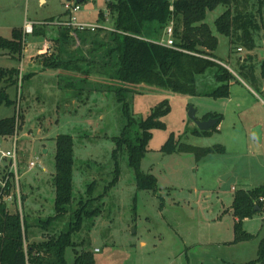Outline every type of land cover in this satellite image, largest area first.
<instances>
[{
    "label": "rangeland",
    "instance_id": "rangeland-1",
    "mask_svg": "<svg viewBox=\"0 0 264 264\" xmlns=\"http://www.w3.org/2000/svg\"><path fill=\"white\" fill-rule=\"evenodd\" d=\"M80 3L79 22L109 25V21L98 20L99 11L107 13L108 0ZM256 8L261 12L255 47L242 51L217 32L215 21L224 6L206 16L218 37L216 58L243 80L239 76L232 80L230 97L190 96L151 85L130 87L125 94L136 120L146 118L163 100L171 107L162 118L166 128L152 130L138 166L140 172L157 178V188L150 190L137 185V170L130 166L127 151H116L115 138L127 123L124 102L111 89L119 84L97 72L81 74L43 65L57 54V45L48 41L61 28L58 20L67 16L65 0H0V37L11 39L13 29L34 22L47 32L46 37L34 35V31L25 36L20 58L0 53V67L19 70L15 81L0 80V90L13 101L0 105V119H16L14 134L0 136V145L4 151L13 150L17 139L16 168L11 157L0 153V187L5 175L13 172L11 193L18 200H6L11 212L23 210L28 242H41L66 231L71 211L80 200H89L87 211L96 212L85 215L81 229L73 234L76 247L65 252L69 264L74 262V249L93 252L94 264H249L257 259L264 214L245 218L243 229L254 237L235 242L232 209L236 191L264 186V5L260 7L258 0ZM76 46L75 41L69 48L75 50ZM242 58H247L244 73L239 66ZM214 73L215 69H209L198 77L201 92L217 87ZM248 73H254L257 82ZM191 107L197 110L198 119L208 113L222 115L217 129L209 135H194L197 125L189 115ZM257 126L263 130L261 140L254 133ZM171 133L197 147L221 145L224 152L200 159L194 153H166L162 146ZM61 134H70L74 141V199L68 214L44 229L39 221L55 214L56 139ZM31 161L37 163L33 169L29 168ZM20 193L24 194L23 205Z\"/></svg>",
    "mask_w": 264,
    "mask_h": 264
},
{
    "label": "trees",
    "instance_id": "trees-1",
    "mask_svg": "<svg viewBox=\"0 0 264 264\" xmlns=\"http://www.w3.org/2000/svg\"><path fill=\"white\" fill-rule=\"evenodd\" d=\"M256 1L258 2V0H108L109 21L115 31H107L101 27L94 31H79L69 26H61L56 35L49 37V42L57 45V54L45 59L43 65L46 68L65 67L81 74L98 73L103 78L119 84L117 88L112 85L111 89L116 91L119 101L124 102L127 123L121 136L115 138L116 151L120 148L127 151L130 166L137 170L139 188L155 190L157 178L153 174L140 172L138 166L147 151L153 135L152 130L166 128L162 118L170 112L171 107L168 100H163L152 108L146 118L136 120L129 110L125 94L130 87L151 85L170 88L174 92L190 96L229 97L230 85L237 77L229 68L216 61L218 37L205 21L206 16L208 11L220 5L224 6V12L215 21L217 32L227 36L230 43L237 48L254 49V35L260 28L257 17L261 12V9L256 8ZM259 5L260 7L264 5V0H259ZM64 14L67 15V12ZM104 14L103 11H99V21H105ZM172 21L175 45L182 50L152 41L160 39ZM33 31L34 35L47 36L42 27L34 26ZM12 35L11 39L0 37V53L20 58L27 35L23 34L22 28L13 29ZM75 41L77 48L71 50L69 46ZM98 59L100 64H97ZM246 60L247 58L244 60L242 58L239 61L242 73L246 69L244 65ZM209 69H215L214 78L218 85L211 91L201 92L197 85L198 77ZM18 73V69L0 67V80L13 82ZM248 74L257 82L254 73ZM262 74L264 76V62ZM245 75L247 76L246 73ZM4 103L11 105L13 101L5 90H0V105ZM211 117L219 119L214 128L203 131L195 127L192 133L197 136L209 135L217 129L222 115L208 113L203 119ZM15 130L14 116L0 119V136L10 137ZM162 151L194 153L196 158L200 159L213 152H224V148L221 145L197 147L181 142L174 133H171L162 146ZM55 160V214L39 221L40 227L44 229L65 217L73 203L75 158L74 141L70 134H61L57 137ZM11 179L14 180V184L11 183ZM4 181L5 185L0 187V264H69L65 252L68 247H76L73 234L81 229L85 215L96 212L87 211L89 200L85 202L80 200L77 208L71 211V221L66 231L50 235L41 242H28V223L23 210L11 212L6 200V197L14 198L16 202L18 200L17 194L14 196L11 193L15 185L14 173L5 175ZM94 184L95 182L89 186L88 193L92 191ZM261 197H264V186L235 192L232 204L235 242L254 237L243 229L242 223L245 218H252L258 213L264 214ZM19 198L23 205L24 194L20 193ZM74 251L73 264L95 263L93 252H78L75 249ZM249 264H264V237L259 243L257 259Z\"/></svg>",
    "mask_w": 264,
    "mask_h": 264
},
{
    "label": "built area",
    "instance_id": "built-area-1",
    "mask_svg": "<svg viewBox=\"0 0 264 264\" xmlns=\"http://www.w3.org/2000/svg\"><path fill=\"white\" fill-rule=\"evenodd\" d=\"M65 8L67 11V16L65 18H61L60 20H58L57 24L61 25V26H69L73 29H77L79 31H85V30H91L94 31L96 28H104L107 31H115V29L110 25V17H109V12L107 10V13L104 14L105 16V23H107L109 21V25L105 26H95L94 24H86V23H82L78 21V18L76 16V14L81 10V3L78 1H73V0H65ZM171 9H173V7H171ZM109 19V20H108ZM33 29H34V24L33 23H27L23 30H24V34L28 35V34H32L33 33ZM141 39H146L149 40L147 38H144L142 36H137ZM155 43L161 44V45H165L167 47H172V48H176L178 50H182L181 48H178L175 45V38H174V22H170V24L166 27V29L164 30L163 36L158 39V40H152ZM239 51H242V48H238ZM16 141L17 139L14 141V149L13 150H7L4 151L0 145V153H2V155L7 158V157H11L13 163H14V167L16 168L17 165V147H16ZM12 163V165H13ZM37 166V163L34 161L30 162L29 168L33 169L34 167ZM16 179H18V176L16 174ZM5 185V181L3 182V186ZM20 196V195H19ZM10 198V197H9ZM261 202L264 203V197H261L260 199Z\"/></svg>",
    "mask_w": 264,
    "mask_h": 264
},
{
    "label": "water",
    "instance_id": "water-1",
    "mask_svg": "<svg viewBox=\"0 0 264 264\" xmlns=\"http://www.w3.org/2000/svg\"><path fill=\"white\" fill-rule=\"evenodd\" d=\"M80 1L81 0H78V2ZM196 113H197V110L191 107L189 115L194 120L199 130L208 131L214 128L218 124L219 119L217 117H211V118L202 120V119L197 118ZM254 133L259 138V140H261L262 130L260 126H257L254 129Z\"/></svg>",
    "mask_w": 264,
    "mask_h": 264
},
{
    "label": "crops",
    "instance_id": "crops-1",
    "mask_svg": "<svg viewBox=\"0 0 264 264\" xmlns=\"http://www.w3.org/2000/svg\"><path fill=\"white\" fill-rule=\"evenodd\" d=\"M40 1H41L42 3L45 2V0H40ZM82 1H83V0H81L80 2H82ZM61 15H63V14H61ZM59 16H60V15H59ZM33 24H35V22H34ZM22 29H23V28H22ZM48 43H52V42H49V41H48ZM46 46H47V44H46ZM46 46H45V48H46ZM40 52H41V51H39V54H40ZM217 59H218V58H217ZM217 59H216L217 62L221 63L222 65H224V66H226V67L228 68V65H227L225 62H223V61L220 60V59H218V60H217ZM238 76H239V75H238ZM238 76H237V77H238ZM239 77H240V76H239ZM240 79H241V77H240ZM241 80H242V79H241ZM242 81H243V80H242ZM229 97H230V95H229ZM222 118H223V117H222ZM201 119L204 120L203 117H202ZM261 129H262V127H261ZM262 135H263V130H262Z\"/></svg>",
    "mask_w": 264,
    "mask_h": 264
}]
</instances>
